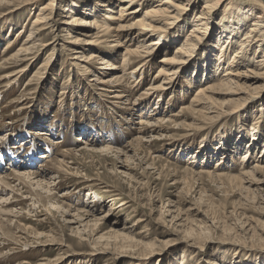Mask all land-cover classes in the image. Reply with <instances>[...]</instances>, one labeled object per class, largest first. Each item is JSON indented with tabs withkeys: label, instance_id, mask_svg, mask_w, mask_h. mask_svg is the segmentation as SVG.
<instances>
[{
	"label": "rangeland",
	"instance_id": "1",
	"mask_svg": "<svg viewBox=\"0 0 264 264\" xmlns=\"http://www.w3.org/2000/svg\"><path fill=\"white\" fill-rule=\"evenodd\" d=\"M20 1L0 4V172L9 174L12 167L18 168L16 153L30 161L28 154L35 145L37 159L31 158L30 171L43 170L41 166L48 164L49 174L56 177L51 186L56 189L51 192L54 199L28 183L17 186L20 193H0V197L10 194L16 199L11 205L0 203L13 211L12 216H0V264H264V186L260 190L259 184L251 182L261 179L264 185V173H250L255 165L264 164V78L251 74L240 80L247 81L238 94H211V100L205 101L209 104H192L197 91L218 84L227 67L224 56L221 69L208 79L204 75L205 64L221 54L216 41L224 30L223 7L208 15L207 31L194 37L200 44L193 53L189 51L190 61L175 65L181 69L170 85L162 83L165 75L155 77L160 67L170 69L161 60L174 56L183 45L206 0H194L184 20L181 17L170 31V45L154 49L152 67L135 69L137 62L127 68L126 73L135 69L122 81L136 103L133 109L111 97L112 88L101 80L124 73L126 49L138 46L135 36L123 32L121 45L106 36L98 42L95 37L84 40L89 30L79 25L80 20H72L73 15L82 21L96 18L104 27H117L120 21L106 16H118L125 1L105 2L113 10L107 11L99 5L95 8L96 0H75L78 6L73 7L74 0H56L52 14L49 8L42 11L51 17L50 27L19 54L29 42L38 13L51 0ZM232 1L240 12L249 14L254 9L264 15L255 0ZM142 11L128 16L123 24H132ZM234 14L227 22H237L238 13ZM254 19L237 28L229 58ZM232 24L226 23V28ZM153 38H147V43ZM257 45L250 46L247 54L264 59V49ZM16 55L20 58L15 63L11 58ZM94 55L99 59H91ZM178 57L189 60L185 50ZM102 58L118 69H105ZM255 65L245 63L250 69ZM15 72L11 79L3 78ZM9 80L14 83L8 85ZM161 83L168 87L159 98L160 91L151 94L148 88ZM205 106L209 110L203 117L198 109ZM173 113L179 116L172 118ZM260 116L262 121L256 123ZM159 117L172 121L152 127ZM143 119L145 124H138ZM146 125L152 132L147 142L131 144L139 135L137 129ZM26 138L32 141L25 144ZM90 139L98 149L109 146L124 153L83 155L77 151ZM52 146H56L53 151ZM65 150H73L72 155L58 154ZM43 154L50 158H41ZM57 158L64 159L66 169ZM66 192L69 197H61ZM63 202L73 208L86 205L95 213L89 218H81L75 209L65 208L63 213L57 209ZM94 218L99 219L97 224H86ZM61 239L62 246L56 243Z\"/></svg>",
	"mask_w": 264,
	"mask_h": 264
},
{
	"label": "bare ground",
	"instance_id": "2",
	"mask_svg": "<svg viewBox=\"0 0 264 264\" xmlns=\"http://www.w3.org/2000/svg\"><path fill=\"white\" fill-rule=\"evenodd\" d=\"M14 1L15 0H0V4H8V3L10 4L11 2H14ZM30 1H34V0H22L19 3L24 2L25 4H27ZM55 1L56 0H51L49 2V4H47V5H45V7L41 8V12L38 13L36 19L34 20V22L32 24L31 36L27 40L29 42L26 41L27 43H25V45H23L21 50L18 52L19 54L21 51L24 52L28 49L26 44L28 45L29 43L34 42L35 40H39L40 37L43 36L44 32L48 29V27H50V20L49 19H51V17L48 18V16H46V14H45L46 12L43 13L42 11H46V9L49 8L50 13L52 14V12L54 11V8H55ZM123 1H125V3L127 5H121V7L119 8V14H118L119 17L117 16V14H116V16H115V14L114 15L108 14L106 16V18L111 20V21L112 20L113 21L114 20L120 21V24L117 27L111 28L112 24L108 25L107 27H104L102 24H100L97 21L96 18L93 19V21L92 20L82 21L77 16L73 15L72 20L73 21H79L80 20L81 22L79 23V25L83 26V27H85V29L89 30V32H85L83 34L86 37L84 40H88L87 39L88 37L89 38L95 37V38H97V39H95L96 42H98L100 40V38H104L106 36L107 39L116 38V40H113V41L117 42L118 45H121L120 41L122 38L120 39V37L122 34H124L123 32L128 30V32H129L128 36H130V35H133V37L135 36V39L138 43V46L133 48V49L132 48L126 49V52L124 54L123 63H122V66L124 67V69H123L124 73L122 75L115 74L111 78H103L101 80V83L104 86H106L109 89L112 88L109 90L111 92H114V94L111 97L117 98L118 100H121L122 101V102L120 101L121 103H126L129 105L130 108L134 109L136 103L132 102L130 99V95H128L129 92L127 90V87L122 82V81H124L123 75H126L127 73L128 74H131V73L134 74L135 69H138L139 67H140V69H142L145 66H147V67L151 66L152 67L153 62L151 60V55H152L154 49H160L163 46L167 47L168 45H170L169 41H168V38L171 35V34H169V33H171L170 31L172 29L176 28L175 24L179 23V20L181 19V17H183L182 20H184V15L188 14L187 11L189 10L190 5H192V3H194L193 5H195V2H194V0H185L186 1V4H185L184 0H123ZM255 1L257 2V4H256L257 6L264 8V0H255ZM78 2L79 1L74 0L72 2L73 5L71 7H73L74 5L78 6ZM105 2L107 3V2H109V0H96L95 1V8L96 7L100 8L99 6H102V7H106L105 9L107 11L108 10L113 11L111 9L112 7L109 4L107 5ZM225 2H226V0H206V6H204V8L200 12L196 13V15L194 16V19L192 20V23H193L192 26L193 27H191V29H190L191 32L186 36L185 42L183 43L182 46H179L177 48V50L175 52L177 55L176 54L174 56L166 55V56H164V58L162 60L160 59L161 63H163L166 66H169L170 69L168 68V70H167V68H165V67H160L159 73L155 77L161 78L163 75H165L162 83H168L170 85L171 82L173 81V78H175L174 76L176 75V73L178 71H180V69H181V66L178 65L177 67H175V65L177 63L182 64L185 61H190L191 59H189V58H191L193 55V54H190V52L193 51L194 47H196L197 44H200L201 41L198 42L196 40V38H194V37H198V34H197L198 32L204 33L207 31L208 22L206 19H209L211 17V16L209 17L208 15H211L212 12H214V11L216 12L219 8L223 7L220 23L222 24L224 30L221 33V35H219L217 37V41H216L218 46L220 45L219 47L221 48L220 49L221 54L215 60V62H213L212 64H209V63L205 64L204 75H206V79H208V75L209 76L214 75L213 71L214 72L216 70L218 71L219 69H221V66L224 65L223 62H220V60L223 61L222 59H224V58H225V63H226L225 65L227 67L225 66L226 70H225L224 74L222 75L221 79L218 81V84L210 85L208 87H202L199 91H197L195 99L192 101V104H194V106H200L202 103H208L205 101H208V99L211 100V98L213 97L211 94H217V93H219V94L225 93V94H233V95L238 94V92L244 88V85L246 84V81H247L246 80L245 82H241L240 80L244 79V77H252L251 74H254V77H256V78H260V77L264 78V59L257 60L258 57L256 56V53L252 56H249L247 54V51L249 50L248 48L250 46L254 47V45L258 44L257 46L259 49H261V48L264 49V15L261 14L262 12L261 13H255L254 9L249 14L247 12H245V13L240 12L239 6H235V4L232 0L228 1L227 3H225ZM97 3H99V4H97ZM154 3H157V4H154ZM134 4H138V7L135 9H131L130 7ZM18 6H20V4H18ZM139 6H147V8L144 7L145 10L142 11V9L139 10L140 9ZM140 11H142V16L140 18H137L132 24H129L128 26L123 24V22L126 21L128 16L136 15ZM71 12H74V11L71 10ZM234 12L238 13L237 17H239V18L237 19V22H235L233 24H232L231 20H229L227 22V18L231 19V17H233L235 15ZM103 17H104V15H103ZM251 17H255L256 19H254L252 21L251 26L245 32L244 37L240 41L241 42L240 47L237 48L235 55L233 57L229 58L228 57V50H230L232 48L233 39L236 38V34L239 32L237 30V28L240 26H241V28H243L242 25H246L248 22V19ZM260 19H263V20H260ZM6 22L7 21H5V24H6ZM226 23H230V25L232 24L231 28L227 29L226 28L227 25H225ZM161 31H163L164 33H162V34L158 33ZM174 32H175V30H174ZM156 35H157V37H155ZM152 37H154V38L149 43H147L146 39L152 38ZM45 45L48 46L49 44L45 43ZM144 48H146V49H144ZM184 50L187 52V54H188L187 59H189V60H185L183 57H178V53H182ZM19 54H18V56H19ZM18 56L17 55L12 56L11 59L15 60L12 62L16 63V61L20 58ZM189 56H191V57H189ZM93 57L98 58L99 56L94 55L91 57V59H93ZM263 58H264V56H263ZM98 59H96V60H98ZM137 62H140L138 67L133 69L131 72L126 73L127 68L130 67L132 64L133 65L136 64ZM246 62H247V64L251 63L253 65L256 62V65L254 67L255 69H250V67H245ZM100 63L107 65V66H105V69H110V70L118 69V67L116 65H114L110 61H107L105 58ZM47 65L48 64H45L44 66L47 67ZM130 68H132V67H130ZM16 73L17 72L12 73V74L7 73L4 75L3 78L4 79H6V78L11 79V77L16 75ZM204 78H205V76H204ZM140 81L141 80H139L138 82H140ZM165 81H167V82H165ZM11 82L13 84L14 80H11V81L9 80L8 85H10ZM162 83L159 85H154V84L151 85L148 88L149 90L152 91L151 94L153 93V91L156 93H157V91H158V93L160 91V95H159V98H160V96L162 95V91L168 87V85H167V87L163 86L164 84H162ZM143 94H144V98L147 99V97H149L145 92ZM124 98H126V99H124ZM232 100H239V99L235 98ZM244 100H247V98H244L243 101ZM208 110H209V108L206 106L203 107L202 110L198 109V111H200L203 114V117L207 116ZM150 115H152V114H150ZM171 116L173 118V116L177 117V116H179V114L173 113ZM261 118H262V116H260L257 119L256 123L262 121V120H260ZM144 120L145 119L139 120L138 124L144 125L145 124ZM168 121H172L171 118L168 117V119H164V118L159 117L158 119H156L155 122H153V124L151 126L152 127L155 126L157 128V127L161 126L163 123L168 122ZM173 121H175V119ZM185 125H188V124H185ZM149 127H150V125L149 126L146 125L144 127L138 128L137 130H138L139 135L132 140L131 144L135 141L137 142V144H140L143 141L147 142L146 138H148L149 136L152 135L151 134L152 132L149 131ZM252 129H255V128H252ZM28 134H29V138L32 137L30 133H28ZM256 134H257V132L254 133L253 135L256 136ZM6 138L7 137L2 136L1 139L4 140ZM29 138H26V141H24V142H26L25 144L32 141V139L30 141ZM22 139H24V138H22ZM78 140H80V138ZM84 140H82V141H84ZM85 144H86V146L81 147L80 149L77 150L83 155L94 154L95 152H98V151H100V152L113 151V152H117V153L123 152V150H121V149H118V148L114 149V148L109 147V146H103V147L98 149V148H96V144H95L94 139H92V140L90 139L89 141L87 140ZM33 147H32V150L29 152L28 155H30L29 157H31L32 160H33V158H34V160H36L37 159L36 158L37 153L35 150L36 146L34 148ZM55 147L56 146H52L51 151H53L52 149H55ZM1 149L5 150L6 147L3 146ZM250 150H251V148H249V151L247 150L248 153L250 152ZM7 151H8V149H7ZM72 151L73 150H65V151H62L58 154L64 155L66 157L68 155H72ZM14 155L15 156L17 155V157L14 158L15 161L14 160L13 161L17 165L18 168L12 167L11 173H9V174H3L2 172H0V193L1 194L5 193V192L9 193L10 191H11V194H13V192H15V191L20 193L21 188H19L17 186H20L21 184L28 183L30 185H35L36 189H39L42 193L47 194L46 197L53 195V193H51V192L54 189H56V187L52 188L51 185L55 181L56 177H53L49 174L48 169L46 168L48 164H43L41 166V167H43V170L30 171L32 168L31 166L33 165L32 160L31 159H30V161H28L26 159L21 160L20 154L16 153ZM0 157H1L0 162L2 163L3 162L2 156H0ZM41 158L47 160L50 158V155L49 154H43L41 156ZM56 162L58 163V165L61 168L64 167V169H66L65 168L66 163H65L64 159H58L57 158ZM29 167H31V168H29ZM67 171L69 174H71L69 170H67ZM256 172H258V173L263 172L264 173V164L263 163L262 164L259 163V164L255 165L254 172L253 173L250 172V173L253 175L255 174V176H256ZM51 179H53V180H51ZM251 182L253 184L254 183L259 184L257 187L260 190L262 189V186H264L263 184L260 185L262 183L261 179L258 180L256 178L255 179L253 178V181H251ZM58 183H59V181H58ZM58 183H55V184H57V186H58L59 185ZM89 186L87 185V187H89ZM69 193L70 192H66L61 197H69ZM37 194L40 195V192H37ZM7 196H8L7 198L4 196L0 197V203L6 204V206L8 204L11 205L16 200V199H13V196H11L10 194ZM51 197L54 199L53 196H51ZM55 199H56V196H55ZM40 201H42L41 198H40ZM57 201H59L58 196H57L56 202ZM86 207L87 206L85 205L82 208H78V207L73 208L72 204L64 205V202H63V203L59 204V206H57V209L63 213H64L65 208H68L69 210L71 209V211H73L75 209L76 212L80 213L79 216L81 218L84 217L85 215H87V217L89 218L95 212H93V210H91V209H86ZM79 213H77V214H79ZM66 214H70V213H66ZM12 215H13L12 210L7 209L6 207L4 208V205L0 206V216H12ZM10 221H12V220H10ZM72 221H70V222H72ZM98 221H99V219L94 218V219H90L89 221H87L86 224H97ZM70 222H68V223H70ZM35 236L41 237L42 235H41V233H39V234H36ZM63 242H64L63 239H61V241L59 243L58 242H56V243L62 246ZM138 264H141V263H138Z\"/></svg>",
	"mask_w": 264,
	"mask_h": 264
}]
</instances>
